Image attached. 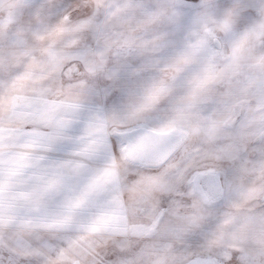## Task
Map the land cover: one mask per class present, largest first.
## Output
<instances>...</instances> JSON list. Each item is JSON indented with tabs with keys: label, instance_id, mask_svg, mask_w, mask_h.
I'll use <instances>...</instances> for the list:
<instances>
[{
	"label": "clouds",
	"instance_id": "1",
	"mask_svg": "<svg viewBox=\"0 0 264 264\" xmlns=\"http://www.w3.org/2000/svg\"><path fill=\"white\" fill-rule=\"evenodd\" d=\"M0 264H264V0H0Z\"/></svg>",
	"mask_w": 264,
	"mask_h": 264
}]
</instances>
